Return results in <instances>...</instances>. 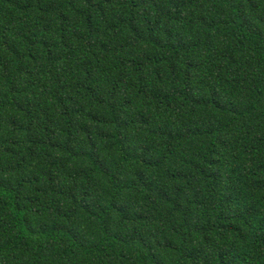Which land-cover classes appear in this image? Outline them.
<instances>
[{
  "label": "trees",
  "instance_id": "16d2710c",
  "mask_svg": "<svg viewBox=\"0 0 264 264\" xmlns=\"http://www.w3.org/2000/svg\"><path fill=\"white\" fill-rule=\"evenodd\" d=\"M0 264H264V0H0Z\"/></svg>",
  "mask_w": 264,
  "mask_h": 264
}]
</instances>
